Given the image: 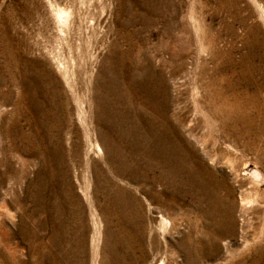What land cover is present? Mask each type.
Returning a JSON list of instances; mask_svg holds the SVG:
<instances>
[{"label":"rangeland","instance_id":"1","mask_svg":"<svg viewBox=\"0 0 264 264\" xmlns=\"http://www.w3.org/2000/svg\"><path fill=\"white\" fill-rule=\"evenodd\" d=\"M58 4L74 14L59 20ZM233 46L244 134L226 143L212 115ZM21 77L45 101L47 128ZM149 77L164 84L152 97ZM179 110L218 180L199 214L195 157L176 166ZM262 244L264 0H0V264H264Z\"/></svg>","mask_w":264,"mask_h":264},{"label":"bare ground","instance_id":"2","mask_svg":"<svg viewBox=\"0 0 264 264\" xmlns=\"http://www.w3.org/2000/svg\"><path fill=\"white\" fill-rule=\"evenodd\" d=\"M130 9H129V11H130ZM133 12H132V14L134 15ZM72 14H74L73 10H69V8H66L60 4L57 5V16H58L59 20H63L65 17H67L69 15L72 16ZM192 18H194V24L196 23V21H198V23H199L197 26V29L201 30V31L204 30V28L206 27L205 24L203 22H200L199 20H197L193 15H192ZM204 31H206V28ZM204 43H207V42L202 41V45ZM232 48L235 51L233 53H230L226 58L227 60L224 61L222 73H220V74H222V76L220 77L221 86L218 90L214 91L215 101L212 100V102L214 101V103H216V104H217V102H219L223 105V106H221L220 111H219L220 116L219 117L216 115H212V116L214 118H217L220 121L217 129L220 131V135L224 138L226 143L229 141L239 140L244 134V111H243V105H244V89H243L244 88V78H243V74L244 73L242 72V66H241V62H240L241 58L239 59L238 57H236L238 47L233 46ZM19 79L20 80H18V82L16 83L17 90L19 89V92H21L22 95H25V96L29 95V104H30L31 112L35 114L36 119H37L36 126L38 128H42V127L47 128V126H45L46 124H48L47 122L49 121L47 109L45 111L43 110L45 107L44 106L45 101H42L36 95L37 92H36V88L34 87V80H27L24 77H21ZM143 83H144L143 84L144 88L147 89V92L149 93V95L151 97L157 94L158 87H159V89L164 90V88H163L164 84L161 83L160 78L155 80V79H153V77H149L146 80H144ZM35 85H36V83H35ZM129 85H130V83H129ZM202 105H204V104H201V106ZM205 105H206V103H205ZM20 107H21V105H20ZM203 108H204V106H203ZM208 108L209 107H207V109L205 111L211 113V111L208 110ZM175 114H176V122L182 130V131H180L177 128V126H176V130H175V128L171 127L173 133L176 134V166H177V168L183 167L182 164L186 163L188 161L189 157H191V158L195 157V158H193V160L191 162V164L193 166V170L190 171V175H191L190 177H191V182H192L191 188L193 191V200H192L193 210H194V212L196 211L197 214H199L200 211H203L205 208L208 209L207 211H210V209H211L210 204L212 203V192L214 191V186H215V184L218 183V180L216 179L214 172L211 170V167L207 164V162L202 157H198L194 154V152L192 151L194 148L191 149L192 144L189 142L190 138H192L196 135L195 134V125L192 123V119L188 117L187 113L186 114L184 113V110L176 111ZM133 121H134V118L132 117L131 124L133 123ZM20 127H21V125H20ZM115 135H117V134H115ZM187 137H190L189 140L187 139ZM56 141H57V139L55 138L54 142H56ZM111 142H112V140H111ZM201 144H202L201 145V151H202L203 155L208 157L209 161H211L212 163L217 162V160L219 159L220 153L219 152H212V151L210 153V151L207 149L204 142H202ZM197 155H198V153H197ZM251 173H253V175H255L257 177H258L259 173L261 174V172L258 168L253 169L250 172V174ZM197 214H195V222H198V215ZM208 214L210 215L209 212H208ZM154 222L158 223L157 224L158 227L161 228V230H163L166 227L168 220L163 214H161L160 217H157L154 220ZM196 225H197V223H195V226ZM153 227L154 226H152V228ZM215 246H217V245H215ZM196 248H197V246H196ZM198 248H197V251L195 253L196 257L200 256V252H202L200 250V248L199 249ZM254 250L256 252V256H254V258L258 259V260H262L263 256H264V244L260 245L259 247H255ZM212 254H213L212 252L208 253V251H206L205 254L203 253V255L206 259L211 258ZM188 255H190V254L189 253L186 254L187 258H188Z\"/></svg>","mask_w":264,"mask_h":264}]
</instances>
